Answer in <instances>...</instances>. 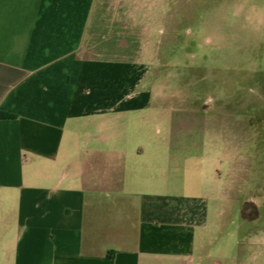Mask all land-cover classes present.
Returning <instances> with one entry per match:
<instances>
[{
  "label": "crops",
  "instance_id": "crops-1",
  "mask_svg": "<svg viewBox=\"0 0 264 264\" xmlns=\"http://www.w3.org/2000/svg\"><path fill=\"white\" fill-rule=\"evenodd\" d=\"M136 8L0 0V264H264L260 207L242 205L256 225L220 258L210 217L230 212L168 188L179 158L125 146L135 139L115 116L135 126L147 74Z\"/></svg>",
  "mask_w": 264,
  "mask_h": 264
},
{
  "label": "rangeland",
  "instance_id": "rangeland-1",
  "mask_svg": "<svg viewBox=\"0 0 264 264\" xmlns=\"http://www.w3.org/2000/svg\"><path fill=\"white\" fill-rule=\"evenodd\" d=\"M136 6L147 74L135 86L145 90L136 99L143 106L128 113L135 126L124 125L127 113L115 116L135 139L125 146L183 161L181 180L170 178L168 188L211 198V210L215 204L230 212L224 225L210 217L217 237L210 251L230 256L236 238L256 225L243 220L242 205L253 203L264 214V0ZM144 129L158 143L139 140Z\"/></svg>",
  "mask_w": 264,
  "mask_h": 264
}]
</instances>
